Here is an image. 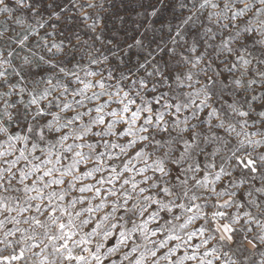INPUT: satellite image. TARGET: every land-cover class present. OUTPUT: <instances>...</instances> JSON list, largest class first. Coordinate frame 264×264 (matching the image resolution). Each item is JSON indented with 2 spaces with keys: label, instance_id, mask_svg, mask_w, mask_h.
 Listing matches in <instances>:
<instances>
[{
  "label": "rangeland",
  "instance_id": "rangeland-1",
  "mask_svg": "<svg viewBox=\"0 0 264 264\" xmlns=\"http://www.w3.org/2000/svg\"><path fill=\"white\" fill-rule=\"evenodd\" d=\"M0 264H264V0H0Z\"/></svg>",
  "mask_w": 264,
  "mask_h": 264
}]
</instances>
